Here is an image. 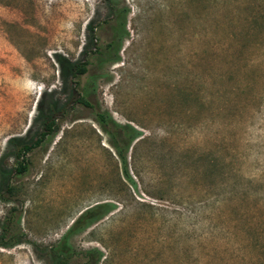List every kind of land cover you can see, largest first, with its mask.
I'll use <instances>...</instances> for the list:
<instances>
[{
	"label": "rangeland",
	"instance_id": "1",
	"mask_svg": "<svg viewBox=\"0 0 264 264\" xmlns=\"http://www.w3.org/2000/svg\"><path fill=\"white\" fill-rule=\"evenodd\" d=\"M60 58L85 72L63 74ZM70 93L93 107L61 109ZM52 103L56 131L0 199V226L19 216L0 264H46L40 248L105 201L69 237L101 251L97 264H264V0H0L1 168L7 139L34 141ZM97 108L141 131L134 185Z\"/></svg>",
	"mask_w": 264,
	"mask_h": 264
},
{
	"label": "trees",
	"instance_id": "2",
	"mask_svg": "<svg viewBox=\"0 0 264 264\" xmlns=\"http://www.w3.org/2000/svg\"><path fill=\"white\" fill-rule=\"evenodd\" d=\"M125 11L126 10L123 9L121 14H117L116 16L117 25L115 28V32L118 34L117 45H119L123 36V16L125 14ZM110 45L111 42L107 43V46ZM115 59H117L116 55L110 57V60ZM59 62L63 74L78 76L85 72L84 64L79 61L68 63L63 62V59L60 58ZM70 101L81 103L88 107H93V105L89 101H87L84 96L77 95L76 97H73V94L70 93L67 101L63 102L60 108L62 109L65 104ZM56 112L57 109L55 108V104L52 103L49 105L48 110L45 114H40L38 116L40 119V124L38 131L35 132L34 141H27L21 136H14L7 139L8 144L11 146L10 153L13 157V165L8 169L0 167V199H4L2 195L3 193L8 194L12 192V186L9 184L10 176H18L26 171V153L30 151L34 145L39 143L42 138L47 135L51 136L56 131V125L54 123V116ZM94 120L97 122L101 130L107 134L109 143L121 162L122 172L125 179L131 185H134V181L127 171L126 153L132 141L141 135V131L136 129L129 123H117L111 118L110 114L107 111L99 110L98 108L94 111ZM113 207V203L105 201L95 203L82 210L55 243L40 248L41 252H43L46 257V264H68L69 260H72L74 258L83 259L82 264H97L102 256L101 251H99L96 247L84 250H76L71 246L69 237L72 233L82 230L90 223L109 212ZM18 221V215L15 217L8 216L4 218L0 226V246L9 247L18 242L16 235L14 233H10L9 227L12 222L17 224Z\"/></svg>",
	"mask_w": 264,
	"mask_h": 264
}]
</instances>
